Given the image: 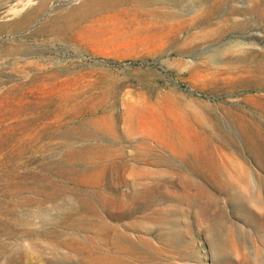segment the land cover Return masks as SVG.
I'll return each instance as SVG.
<instances>
[{
  "label": "rangeland",
  "instance_id": "rangeland-1",
  "mask_svg": "<svg viewBox=\"0 0 264 264\" xmlns=\"http://www.w3.org/2000/svg\"><path fill=\"white\" fill-rule=\"evenodd\" d=\"M96 263L264 264V0H0V264Z\"/></svg>",
  "mask_w": 264,
  "mask_h": 264
},
{
  "label": "bare ground",
  "instance_id": "bare-ground-1",
  "mask_svg": "<svg viewBox=\"0 0 264 264\" xmlns=\"http://www.w3.org/2000/svg\"><path fill=\"white\" fill-rule=\"evenodd\" d=\"M238 165H240V164H238ZM242 169H243V167H242ZM243 172H244V171H243ZM227 174H228V173H227ZM229 176H230V175H229ZM234 177H235V176H234ZM237 178H238V176H237ZM241 180H242V179H241ZM241 186H242V185H241ZM244 188H246V187H244ZM240 190H241V188H240ZM245 191H246V190H245ZM245 191L243 190L242 193H245ZM239 192H240V191H239ZM249 192H250V191H248V193H249ZM97 255H98V254H97ZM97 255H96V256H97ZM104 255H105V254H104ZM102 256H103V255H102ZM98 257H99V256H98ZM106 257H107V256H106ZM106 257H105V258H106ZM116 257H117V256H116ZM95 258H96V257H95ZM105 258H104V259H105ZM113 258H115L114 255H113ZM97 259H98V258H97ZM109 259H110V258H109ZM91 260H92V259H91ZM110 260H111V259H110ZM120 261H121V260H120ZM123 261H124V260H123ZM125 263H126V262H125ZM127 263H128V262H127ZM96 264H97V263H96Z\"/></svg>",
  "mask_w": 264,
  "mask_h": 264
}]
</instances>
